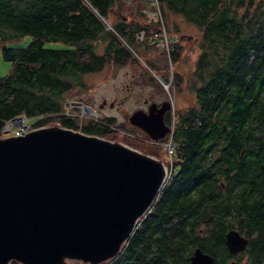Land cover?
I'll return each mask as SVG.
<instances>
[{
    "label": "trees",
    "instance_id": "16d2710c",
    "mask_svg": "<svg viewBox=\"0 0 264 264\" xmlns=\"http://www.w3.org/2000/svg\"><path fill=\"white\" fill-rule=\"evenodd\" d=\"M122 1L0 0V38L30 37L24 47L2 49L11 65L0 77V136L8 121L22 116L33 119L32 129L55 122L109 139L111 118L82 123L65 114L62 95L109 62L133 60L154 77L165 55L148 56L142 65L130 50L140 55L135 34L149 35L156 23L123 21ZM161 12L200 31L192 101L173 118L170 177L117 257L104 264H187L195 247L213 264H241L225 245L230 229L249 240L246 264H264V0H161ZM175 39L173 62L182 37ZM52 41L64 45H43ZM136 149L155 155L153 148Z\"/></svg>",
    "mask_w": 264,
    "mask_h": 264
},
{
    "label": "water",
    "instance_id": "95a60500",
    "mask_svg": "<svg viewBox=\"0 0 264 264\" xmlns=\"http://www.w3.org/2000/svg\"><path fill=\"white\" fill-rule=\"evenodd\" d=\"M170 107V99L159 107L153 102L128 121L157 141L169 130L162 115ZM20 120L14 118V126ZM165 181L163 157L120 141L59 125L0 136V264L115 259ZM247 243L236 229L225 233L230 253L243 251ZM213 263L195 247L187 264Z\"/></svg>",
    "mask_w": 264,
    "mask_h": 264
},
{
    "label": "rangeland",
    "instance_id": "374dc122",
    "mask_svg": "<svg viewBox=\"0 0 264 264\" xmlns=\"http://www.w3.org/2000/svg\"><path fill=\"white\" fill-rule=\"evenodd\" d=\"M144 4L145 0H123L122 8L118 11V14L125 18L123 21L135 20L140 21L143 25H147L148 22L145 17L138 16ZM119 15H117L116 18L113 17L112 20L114 22L119 21ZM163 23L167 35L173 38L177 35L182 37V40H180L181 49L177 62H173L171 53L168 58L167 53L163 50H158L154 45L149 43L151 31L149 35L145 33L142 40H138L135 36V43L137 44L140 42L141 44L137 46L141 56L130 50L133 58L140 64H142V62H144L143 60L147 59L148 56L160 58L162 54L165 55V58L162 56V63H156L157 69H155V75L152 77L159 87L158 93H149V91H153L150 85L145 84V81H136L133 78V74L136 73V66L134 65L136 63H134L133 60H129L123 65H115L109 62L99 72L82 76L80 79L82 85L73 87L62 96L65 112L68 111V114L75 116L78 121L82 123L85 121L103 123L104 119L111 118L112 124L111 126L110 124L108 125L112 130H115L109 137L110 140L120 141L126 145L134 141L137 145L132 142V147L153 148L152 151L155 152V156L159 158L163 157L164 163L167 165L160 142H150V138L146 137L143 131L132 126L128 121L129 115L139 109L140 106H143V100L146 98L152 100L154 103L170 99V122L174 121L173 118L177 109L191 104L193 92L190 90L191 88H189V79H192V71H194L195 62L199 53L198 42L200 31L194 24L185 21L179 15H170L167 19L163 18ZM105 26L107 29L108 26L110 27L107 23H105ZM29 40L30 37L27 35L14 40H2L0 38V77L9 73L11 65L9 61L4 59L2 49L24 47ZM141 41H145V43ZM43 45L46 47L61 48L64 44L52 41L44 42ZM144 48L149 50L146 51ZM97 51L102 54L101 48L97 49ZM176 74H178V79L175 78ZM159 79L163 83H161ZM103 100L106 102L105 106L100 108L99 105ZM110 103L113 104L112 107L109 106ZM84 107L91 108L96 116L85 112ZM31 120L25 121V124L30 127L28 128L30 130L33 127V121ZM54 125H57V123L51 122L47 126ZM7 135L2 134L1 136ZM236 255L241 257V264H246L247 257L245 255L241 253ZM66 263L71 264L73 262L66 260Z\"/></svg>",
    "mask_w": 264,
    "mask_h": 264
},
{
    "label": "built area",
    "instance_id": "2783aa9c",
    "mask_svg": "<svg viewBox=\"0 0 264 264\" xmlns=\"http://www.w3.org/2000/svg\"><path fill=\"white\" fill-rule=\"evenodd\" d=\"M141 16L145 17L148 23H156V27L154 30H151V38L149 39V43L154 45L158 50H163L165 53L168 54V58L170 53L175 47L176 39L167 35L165 26L163 23V16L161 12V0H145V4L140 9ZM145 35L144 30H140L136 32L135 36L138 40H142ZM166 88V86L164 85ZM68 114V111L65 112ZM14 119V118H13ZM11 119L8 121L3 129L2 134H9V135H23L26 133L29 126L25 124L26 118L20 116V122H17V125L14 126ZM169 130L165 134V137L159 140L161 149L165 154V160L167 161L166 165V180L170 177L172 171V164L174 161V142H173V131H174V123L171 121L170 125L168 126ZM150 142H155L153 140H149ZM158 141V140H157Z\"/></svg>",
    "mask_w": 264,
    "mask_h": 264
},
{
    "label": "flooded vegetation",
    "instance_id": "af4514ba",
    "mask_svg": "<svg viewBox=\"0 0 264 264\" xmlns=\"http://www.w3.org/2000/svg\"><path fill=\"white\" fill-rule=\"evenodd\" d=\"M136 67V73H134L133 74V78L136 80V81H145L146 83L145 84H147V85H150L151 86V88H152V90L153 91H149V93H158V89H159V87L157 86V84H156V81L153 79V78H151L149 75H148V73L145 71V69L144 68H142L139 64H134ZM129 89V88H128ZM103 101H105V100H103ZM103 101L101 102V104L99 105L100 106V108H102L103 106H105V103L106 102H104L103 103ZM165 101V100H164ZM161 102H163V101H161ZM161 102H159V103H156V105L159 107L160 106V104H161ZM151 103H153L152 102V100H150V99H144L143 100V106H140V108L139 109H142V110H144V111H147V108H148V106L151 104ZM113 105V104H112ZM110 106V105H109ZM112 107V106H111ZM167 112H168V110H166L164 113H163V115H162V120H163V122H164V124L166 125V120H167ZM133 126V125H132ZM139 129V128H138ZM142 131V130H141ZM244 236V235H243ZM247 238V237H246ZM248 242H249V240H248ZM247 245H248V243H247ZM247 247V246H246ZM245 247V248H246ZM242 252H244V250L243 251H241V252H238V253H236V254H239V253H241L242 254ZM234 263V262H233Z\"/></svg>",
    "mask_w": 264,
    "mask_h": 264
},
{
    "label": "bare ground",
    "instance_id": "6f19581e",
    "mask_svg": "<svg viewBox=\"0 0 264 264\" xmlns=\"http://www.w3.org/2000/svg\"><path fill=\"white\" fill-rule=\"evenodd\" d=\"M92 115L96 116V115H95V112H93Z\"/></svg>",
    "mask_w": 264,
    "mask_h": 264
}]
</instances>
